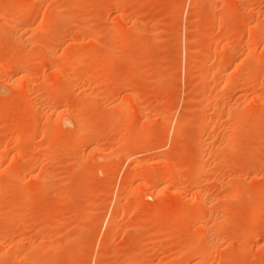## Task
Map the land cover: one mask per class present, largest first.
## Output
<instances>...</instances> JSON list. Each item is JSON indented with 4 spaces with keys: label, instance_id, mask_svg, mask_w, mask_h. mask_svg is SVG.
I'll return each mask as SVG.
<instances>
[{
    "label": "rangeland",
    "instance_id": "374dc122",
    "mask_svg": "<svg viewBox=\"0 0 264 264\" xmlns=\"http://www.w3.org/2000/svg\"><path fill=\"white\" fill-rule=\"evenodd\" d=\"M131 260L264 264V0H0V264Z\"/></svg>",
    "mask_w": 264,
    "mask_h": 264
},
{
    "label": "bare ground",
    "instance_id": "6f19581e",
    "mask_svg": "<svg viewBox=\"0 0 264 264\" xmlns=\"http://www.w3.org/2000/svg\"><path fill=\"white\" fill-rule=\"evenodd\" d=\"M22 7H23V6H22ZM19 9H20V8H19ZM16 17H17V16H16ZM12 20H13V19H12ZM14 22H15V21H14ZM8 23H9V22H8ZM9 24H10V23H9ZM13 24H14V23H13ZM10 25H12V23H11ZM10 27H11V26H10ZM79 60H80V59H79ZM2 71H3V70H2ZM1 77H2V76H1ZM120 155H121V154H120ZM118 156H119V155H118ZM133 166H134V165H133ZM135 167H136V165H135ZM132 169H135V168L132 167ZM170 170H171V168H170ZM170 170H169V171H170ZM170 172L172 173V172H174V171H170ZM167 173H168V171H167ZM167 173H166V174H167ZM143 174H144V173H143ZM166 174H165L163 180H165V181L167 180V181H168V179L166 178V176H169V173H168L167 175H166ZM169 178H171V177L169 176ZM170 180H172V179H170ZM161 181H162V180H161ZM146 186H147V185H146ZM143 187H144V185H143ZM146 189H147V187H146ZM148 189H149V188H148ZM133 260H134V259H133ZM134 261H137V260H134ZM133 263H134V262L131 260L128 264H133Z\"/></svg>",
    "mask_w": 264,
    "mask_h": 264
}]
</instances>
